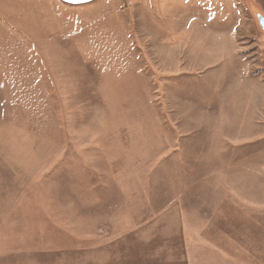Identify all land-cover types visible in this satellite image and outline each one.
Listing matches in <instances>:
<instances>
[{"label":"rangeland","instance_id":"1","mask_svg":"<svg viewBox=\"0 0 264 264\" xmlns=\"http://www.w3.org/2000/svg\"><path fill=\"white\" fill-rule=\"evenodd\" d=\"M115 3L117 7L112 8ZM155 3L95 0L69 5L82 8L77 11L78 25L95 23L103 16L111 21L106 28H80L85 33L80 36H88L82 47H89L88 54H95L96 60L108 53L123 57L135 54L134 64L124 63L131 69L132 80L139 79L143 72L141 85L149 90V94L141 95L131 87L125 97L127 104L140 106L145 117L136 129L144 136L156 134L159 114V132L163 131L168 139V152L160 150L152 156L151 147L140 153L137 147L130 146L137 144L130 138L117 137L127 152L137 150L138 155L127 157L130 168L136 166L139 170L126 173L124 180L142 182L144 194L154 197L170 194L185 199L196 195L198 203L188 211L194 214L192 223L198 227L193 264H264V31L258 21L259 15L264 17V0ZM133 5L136 12L145 6L154 5L155 9L148 14L145 7L146 14H133ZM106 10H113L112 15H107ZM88 14L81 20L82 15ZM125 20L131 24L128 29L124 27ZM62 23L72 21L63 18ZM57 55L63 58L61 76L55 77L62 100V109L56 107L55 111L66 118L61 131L59 126L46 125V135L51 140L42 144L37 139L41 126L33 125L34 122L17 123L22 117L20 109L0 108V212L9 211L13 204L8 203L23 197L22 192H28L29 185L45 179L59 180L46 196L63 216L62 223L85 238L86 222L72 216L83 214V207L69 199L83 197V190L66 189L64 185L86 181L87 160L104 171L108 182L113 181L102 150L108 126L112 132L118 127L112 124L116 119L111 110L108 118L103 109V99L109 95L103 77L92 79L87 66L71 59L70 52ZM147 96L158 106L150 108ZM111 100L112 110L124 102ZM123 110L131 115L130 107ZM142 113L138 111L135 118L140 119ZM134 127L129 125L128 129ZM7 136L12 140H7ZM77 153L81 165L76 171L70 160ZM62 160L68 163L61 166ZM14 208L30 211L23 202ZM4 223L11 232L8 236L4 231L0 239H5L9 248L29 235L22 220ZM77 248L65 252L68 247L62 245V264H86L85 244L80 243ZM8 261L9 258L2 259L0 264ZM48 264L61 263L48 260Z\"/></svg>","mask_w":264,"mask_h":264},{"label":"crops","instance_id":"2","mask_svg":"<svg viewBox=\"0 0 264 264\" xmlns=\"http://www.w3.org/2000/svg\"><path fill=\"white\" fill-rule=\"evenodd\" d=\"M160 1L155 0L156 6ZM168 3L169 1L164 4L166 8L169 7ZM134 5L131 7L133 14H146L145 7L148 14L153 13L154 5L139 8L138 12ZM79 7L69 6L61 0H0V108L20 109L22 117L16 122L29 125L34 122L33 125L41 126L37 139L43 141L42 144L51 140L46 135V125L54 124L61 131L66 123L63 113L55 111L56 107L62 109L60 88L55 77L61 76L63 68L60 64L63 58L57 54L70 52L71 59H75L76 63L81 60L87 66L86 70L92 79L96 76L103 77V86L109 94L107 100L103 99V109L108 112V118L111 110V116L116 119L112 124L118 128L116 132H112L108 126L102 152L104 151L103 156L108 162L107 168L114 182H108L104 171L94 168L88 160L85 162L86 181L65 182L66 189L71 187L79 192L83 190V197L69 199L76 206L83 207V214L72 216L81 217L86 222L85 238L75 233L74 228L62 223L63 216L46 196L48 191L58 185L59 180L45 179L29 185V191L22 192L23 197H17L8 203L11 206L13 204V207L8 208L9 211L0 212V236H3L4 231L11 232L10 229H5L4 221L10 223L19 220L27 227L29 235L24 241L11 244L10 248L5 245V239H0V260L9 258L8 264H48V260L62 264L64 251L72 252L69 250L75 248L77 251V246L84 243L86 264H193L194 237L198 227L192 223L194 214L188 211L197 205L196 195L185 199L172 197L170 194L154 197L148 192L144 194L142 182L124 180L126 173L139 170L136 166L130 168L127 157L138 155L137 150L130 149L127 152L123 145H119L117 137L130 138L137 143L130 146L137 147L140 153H146L149 147L152 148V156L158 155L160 150H169L165 149L168 147L167 137L162 134L163 131L159 132L162 123L159 114H156V131L161 134V146L156 134L148 137L137 131L139 128L136 129V126H141L145 117L142 110H139L140 106L134 102L126 103L128 99L125 97L131 87L136 88L135 94H149V90H144L141 85L143 72L139 73V79L136 80H132L129 75L131 69L127 68L124 61L134 64L135 54L123 57L108 53L97 60L95 54H88L91 53L89 47H82L88 36H80L85 34L80 30L106 28L111 21L105 20L103 16L95 23L81 22L78 25L80 18L77 11L82 9ZM116 7V3L112 5V8ZM72 12H76L75 15L72 16ZM60 13L67 22L72 21L73 24L62 23ZM112 13L113 10H106L107 15ZM87 17L89 14L82 15L81 20ZM125 22L124 27L128 29L131 24L127 20ZM153 32L160 38L159 32ZM125 38L129 41L127 32ZM93 40L91 37L92 43ZM111 69L115 70L110 71ZM111 99L124 101L114 105L116 114H113ZM147 101L150 108L158 106L156 102L148 100V96ZM125 107L131 108V115L126 114L123 110ZM31 110L33 116L30 115ZM138 111L142 113L140 119L135 118ZM150 115L152 116L151 113ZM48 120L50 123H47ZM129 125L135 127L128 129ZM171 138L170 136V141L173 140ZM112 141L118 143L113 144ZM62 162L61 166L68 163L67 160ZM130 162L135 164L134 161ZM70 163L72 169L77 171L81 165L79 153L71 157ZM20 202L27 204L30 211L16 210L14 206ZM11 209L15 212H10ZM175 221L178 223L175 224ZM62 245L68 249L63 251Z\"/></svg>","mask_w":264,"mask_h":264},{"label":"water","instance_id":"3","mask_svg":"<svg viewBox=\"0 0 264 264\" xmlns=\"http://www.w3.org/2000/svg\"><path fill=\"white\" fill-rule=\"evenodd\" d=\"M62 2L68 5H85L94 2L95 0H61ZM259 24L264 31V17L259 15L258 17Z\"/></svg>","mask_w":264,"mask_h":264},{"label":"bare ground","instance_id":"4","mask_svg":"<svg viewBox=\"0 0 264 264\" xmlns=\"http://www.w3.org/2000/svg\"><path fill=\"white\" fill-rule=\"evenodd\" d=\"M114 108V107H113ZM113 114H116V111L113 109ZM156 135H157V140L159 141V145L161 146V134L160 133H156ZM6 139L7 140H9V141H11L12 139L9 137V136H7L6 137ZM173 222V221H172ZM175 224H177L178 222L177 221H175L174 222ZM190 230V229H189ZM198 245V244H197ZM199 247H200V245H198ZM198 251H200V252H202V251H204L205 252V249H201V248H198ZM194 252V251H193ZM207 253V252H206ZM195 259V256H194V254H193V260Z\"/></svg>","mask_w":264,"mask_h":264}]
</instances>
